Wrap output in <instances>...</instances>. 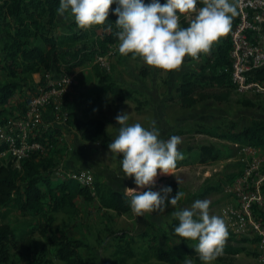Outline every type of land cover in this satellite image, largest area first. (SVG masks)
Wrapping results in <instances>:
<instances>
[{"label":"trees","instance_id":"obj_1","mask_svg":"<svg viewBox=\"0 0 264 264\" xmlns=\"http://www.w3.org/2000/svg\"><path fill=\"white\" fill-rule=\"evenodd\" d=\"M143 2L147 4L151 0ZM159 2L163 4L166 0ZM58 6L59 0H0V121L17 116L18 111L20 115L26 111L31 97L38 92L39 87L44 86L46 73L64 70L72 74L95 56L104 55L108 46L116 43L115 3L110 6L105 24L84 31L78 29L72 19L71 29L66 33L56 31ZM197 7H203L201 0H197ZM235 22L236 16L232 18L230 31ZM181 26L187 27V23L182 22ZM230 31L213 44L209 54L200 55L203 63L198 71H186L181 75L175 89L181 106L188 108L195 105L194 93L201 85L233 87L230 79ZM36 73L40 74V78L34 82L32 76ZM96 74L99 81L89 91V95L93 94L98 113L106 103L101 97L103 93H111L119 99L129 98L130 95H125L105 70H96ZM254 75L256 79L264 81V69L256 70ZM17 93V104H13L11 102ZM262 109L264 111V102ZM63 121L82 140L97 142L108 148L110 139L104 119L92 116L89 111V114L75 118L66 113ZM199 132L232 144L210 143L199 146L197 159L200 163L230 159L234 155L235 144L264 147V120H253L239 129L229 127L220 130L218 126H212L199 129ZM28 140L37 142L40 148L29 150L18 161L11 155L0 160V264H53L52 257L64 264H102L85 259L81 249L87 245L82 240L53 229V213L60 211L72 215L76 211L78 199L90 201L95 196L90 184L62 176L53 169L58 157L67 149L61 128L57 125L38 126L29 134ZM5 148L6 145L1 144L0 152ZM192 162L186 157L177 162L176 168ZM94 188L97 189L101 208L113 210L117 214L131 210L124 192L108 187L102 189L98 184ZM13 211L28 215L33 222L12 226L7 218ZM5 219L6 223L3 222ZM177 225L178 221L173 218L166 228V234L176 242L167 247L150 246L152 255L166 264H179L183 257H194L201 262L193 251L194 242L182 240L177 243L180 239L174 235ZM34 234L44 240L46 249L36 246ZM235 235L229 231L223 254L233 255L244 251V247L229 243ZM119 238L117 253L123 262L135 253L128 234H122ZM239 238V241L255 240L246 236ZM12 250L21 253L17 261L12 259ZM220 264L232 263L222 260Z\"/></svg>","mask_w":264,"mask_h":264},{"label":"rangeland","instance_id":"obj_2","mask_svg":"<svg viewBox=\"0 0 264 264\" xmlns=\"http://www.w3.org/2000/svg\"><path fill=\"white\" fill-rule=\"evenodd\" d=\"M71 21L70 17L58 15L56 31L66 33L71 29ZM180 22H186L188 26V20L184 16H181ZM117 49L118 41L108 46L103 64L96 60L98 56L103 55H97L93 60L74 70L71 74L73 82L64 95L61 112L75 118L85 116L90 111L92 116L104 119L110 142L118 134L119 125L115 118L122 112L128 113L130 124L138 122L145 128H151L155 122L163 139L173 135L180 136L182 144L178 148L184 158L188 157L193 162L176 168L173 175H158L153 191H159L162 186H170L173 190L172 196L179 190L184 192L185 196L178 204L181 209L190 208L196 200L210 201V214L221 216L228 232L236 234L233 236L234 240L229 243L244 247V251L238 254H223L213 264H220L222 260L232 264H264V254L259 251L256 241H239L242 234L235 231L237 227L231 224V220L222 212L225 204L234 202L226 191L227 185L234 176L243 173L250 165L253 154L242 149V145L248 144L233 145L234 155L230 159L206 163H200L197 159L198 147L201 145L210 143L232 145L227 141L200 133L199 129L212 126H218L220 130H227L229 127L239 129L251 124L253 120L263 121L264 92L239 93L233 87L223 88L205 84L194 93L195 105L183 107L179 104L176 86L183 72L199 70L203 57L199 60L185 57L179 69L165 73L150 68L139 58L134 60L131 55L123 57ZM96 70H105L122 92L130 95L129 98L119 99L111 93H103L101 97L106 103L102 105L101 112L98 113L93 94L89 95V91L99 81ZM32 77L33 81L37 82L40 74L36 73ZM18 97L17 93L11 103L17 104ZM126 100L127 103H125ZM18 112L20 115L21 112ZM63 117L60 112H55L49 107L41 110V125L59 126L67 142V149L62 156L58 157L53 169L59 174L71 169L89 170L92 174L90 186L95 196L90 201L78 199L76 211L72 215L60 211L53 213L55 219L53 229L63 231L69 237L86 243V248H82L81 252L88 261L102 264H166L157 260L149 248L153 245L167 247L176 242L166 234L167 225L173 219L171 206L169 205L164 213L146 214L143 217L134 216L131 210L124 214H117L113 210L101 208L97 189L94 188L95 184L102 189L108 187L120 192H124V187L135 188L136 185L133 179L123 181L120 179L122 175L120 158H114L111 153H108V148L102 147L97 142L82 140L78 133L63 121ZM255 155L264 159V147L259 148ZM7 158L8 155L0 157V160ZM247 159L248 162H246ZM7 219L12 226H22L33 222L28 215L23 216L16 211L11 212ZM7 219L3 222L6 223ZM125 233L132 239L130 244L135 255L122 262L119 260L117 246L119 236ZM33 237L36 239L38 248L46 249L47 244L43 239L37 234ZM10 253L12 259L16 261L21 255L14 250ZM185 258L183 257L179 264H182ZM187 258L192 259L193 264H202L194 257ZM52 259L53 264H64L59 259L54 257Z\"/></svg>","mask_w":264,"mask_h":264},{"label":"clouds","instance_id":"obj_3","mask_svg":"<svg viewBox=\"0 0 264 264\" xmlns=\"http://www.w3.org/2000/svg\"><path fill=\"white\" fill-rule=\"evenodd\" d=\"M201 2L203 7L197 8V0H166L163 4L159 0L147 4L143 0H59L57 14L74 19L78 29L88 31L105 24L115 3L118 53L167 73L179 69L185 57L199 60L201 54H209L213 44L230 31L232 18L237 15L235 0ZM181 16L188 20L187 27L181 26ZM115 119L118 134L108 143V153L120 158V179H133L136 185L124 187L132 214L164 213L170 205L171 216L178 221L174 228V235L180 238L177 243L194 242L199 261L213 264L223 255L229 232L221 216L210 214V201L196 200L190 208L181 209L178 204L184 192L179 190L172 196L170 186L153 191L158 175H173L177 162L184 159L178 148L182 138H161L155 122L151 128L138 122L130 124L127 112ZM182 264H193V260L186 257Z\"/></svg>","mask_w":264,"mask_h":264},{"label":"built area","instance_id":"obj_4","mask_svg":"<svg viewBox=\"0 0 264 264\" xmlns=\"http://www.w3.org/2000/svg\"><path fill=\"white\" fill-rule=\"evenodd\" d=\"M235 2L236 22L229 34L231 83L239 93H261L264 92V81L256 79L254 73L264 69V0ZM96 60L103 64L105 55L98 56ZM72 82L73 76L63 71L44 75V86L31 97L26 111L0 121V145H6L0 157L11 155L18 161L29 150L40 148L37 142H29V134L41 126L43 108L49 107L64 116L60 108ZM242 149L253 154L250 165L227 185L226 191L234 202L225 204L222 212L237 227L235 231L241 236L254 238L259 251L264 254V159L255 155L258 147L242 145ZM61 175L82 184L92 182V174L86 169H71Z\"/></svg>","mask_w":264,"mask_h":264}]
</instances>
